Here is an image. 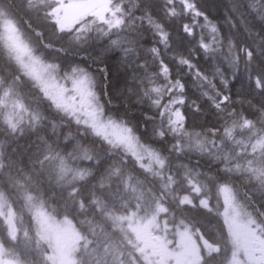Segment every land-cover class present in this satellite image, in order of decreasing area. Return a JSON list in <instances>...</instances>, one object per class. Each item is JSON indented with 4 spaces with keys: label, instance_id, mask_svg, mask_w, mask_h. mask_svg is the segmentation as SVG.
<instances>
[{
    "label": "snow or ice",
    "instance_id": "snow-or-ice-1",
    "mask_svg": "<svg viewBox=\"0 0 264 264\" xmlns=\"http://www.w3.org/2000/svg\"><path fill=\"white\" fill-rule=\"evenodd\" d=\"M79 7L72 26L59 29L71 39L56 51L61 95L78 101L82 115L121 133L161 169H175L189 187L212 179L213 168L216 178L231 171L222 153L229 143L240 155L249 147L264 153V0H81ZM30 134L39 143L50 138L44 121ZM255 195L264 200V190Z\"/></svg>",
    "mask_w": 264,
    "mask_h": 264
},
{
    "label": "trees",
    "instance_id": "trees-1",
    "mask_svg": "<svg viewBox=\"0 0 264 264\" xmlns=\"http://www.w3.org/2000/svg\"><path fill=\"white\" fill-rule=\"evenodd\" d=\"M44 1L45 8L38 9L37 6L31 8L32 0H0V17L5 18L11 13L19 26H24L33 33L40 48L54 51L53 48L59 49L70 40L71 34L65 33L61 36L52 15L48 13L52 4L50 0ZM54 57L58 59V55ZM16 87L19 91L18 98H14L12 94L13 88ZM239 88L240 85L237 84L233 91ZM11 97L26 115L35 116V120L31 118L20 120L16 124L15 133L11 129L10 119L17 108L14 107L16 104ZM49 101L29 79L19 63L12 62L9 51L5 50L0 38V192L7 195L19 217L17 241L15 243L9 241L16 254L12 256L17 257V246L21 243L20 235L31 234L36 227V217L35 214L34 218L33 214L31 215L29 203L35 208L42 206L36 194L43 189L46 198L67 209L69 218L80 233L82 241L87 242L80 243L87 247L79 249L75 264H112L108 256L97 262L91 255V249L98 242H111L114 245L120 260L113 264H148V261L142 260L135 250L134 236L132 237L127 229L121 231L116 229L102 215L107 208L116 210L124 206H121L118 200L106 198L110 186L115 190L120 188L119 184L115 181L110 186L102 184L106 183L107 168L112 163L120 161L121 156L115 152L113 146L105 145L103 139L92 133L89 127L74 122L69 113L57 111ZM41 121L46 122L50 133V138L44 143L36 142V138L30 134ZM21 132L23 139H17ZM243 136H248L247 131ZM29 141H33V145L27 152L17 148V143L27 144ZM240 152L241 149H234L231 143L222 148V153L230 157L227 166L231 171L228 174H219L218 178L216 168L208 173L213 177L206 180L212 192L208 194L211 199L210 205L221 206V186L224 184L230 186L233 188L235 198L243 201L246 210L264 230V200L255 195L257 189L264 190V172L259 178L253 179L241 166L243 164L241 159H253L260 151L257 150L253 154L249 147L246 154L240 155ZM66 155L78 160L80 175L72 180L67 177L66 180H69L67 182H57L58 163L60 158L65 159ZM238 155L241 159L236 157ZM196 159L194 155L193 162ZM25 180L28 182L25 183ZM26 193H32L33 198L28 200L24 197ZM185 215L189 218L190 215L193 216V221L201 230V234L209 245L216 248H211V252L203 256L201 264H224V250L227 247L229 233L219 214L217 215L213 208L205 211L197 208ZM3 232L4 227L0 225V233ZM0 238L2 239V235ZM94 251L97 255V251ZM37 253L38 248L35 246V254Z\"/></svg>",
    "mask_w": 264,
    "mask_h": 264
},
{
    "label": "rangeland",
    "instance_id": "rangeland-1",
    "mask_svg": "<svg viewBox=\"0 0 264 264\" xmlns=\"http://www.w3.org/2000/svg\"><path fill=\"white\" fill-rule=\"evenodd\" d=\"M50 2L52 6L48 13L52 15L58 29L71 27L80 14L81 0H50ZM45 3L44 0H32L31 8L33 6H37L38 9L45 8ZM0 38L5 50L9 51L12 62L19 63L44 97L49 100L54 99L61 104L65 102L71 104L67 113H71L69 115L72 116L74 122L89 127L92 133L103 139L102 142L105 145L120 146L121 155H129L137 167L141 166L150 171L158 180V188L171 192L179 203L187 198V192H189L195 195L204 211L213 208L216 214H219L229 233L227 248L224 250V253L226 252L224 264H250V260L254 258L264 261V230L246 210L243 201L232 198L233 194L228 188L222 189L221 206L215 204L210 206L207 195L212 192L204 179L199 182L202 185L200 192L195 190L196 186L189 187L183 181L181 182L183 191L176 192V185L179 181L176 182L175 175L161 169L154 161L147 158L142 149L130 144L118 131L105 127L102 121L82 115L79 111L78 101L67 100L66 96L61 95L63 72L59 60L54 57L58 55L55 48H53L54 51L40 48L33 33L24 26H19L11 13L5 18L0 17ZM18 93L17 87L13 88L14 98H18ZM14 103L17 111L11 116L10 124H17L20 120L28 118L35 120L33 114L26 115L25 111L20 110V105L15 100ZM60 111L65 113L63 109ZM77 117H79L78 121ZM236 157L241 159L240 155ZM241 162L243 170L253 179L259 178L264 172V153L261 151L253 159H241ZM123 168L122 165L119 168L112 163L105 173L106 183H102L110 186L115 181L120 185V188L115 189L117 192L110 186L109 192H106V198L118 200L121 206L124 205L123 210L107 208L102 213L103 217L114 223L120 230L129 228L136 240L133 242V246L135 250L139 251L142 260L148 261L149 254L150 257H153L154 264H199L202 258L200 250L203 252L204 250L201 249V245L195 239L190 228L183 226L185 221L177 218L171 223L173 216L166 214V209L154 197L152 191L150 189H147V192L143 190L146 188L145 181L137 177L134 180L131 179L134 176L127 175ZM78 175H80V170L75 157L66 155L65 159L60 158L57 182H65L67 177L72 180ZM6 196L0 192V218L5 219L10 232L14 234L18 229L16 230L15 227V217L11 207L8 206L5 211ZM24 197L31 200L33 194L26 193ZM36 197L46 208L42 206L35 208L33 204L29 203L31 213L36 216L34 231L28 235L25 233L20 235L21 243L17 246L16 258L12 256L16 254L11 242L2 241L0 243V264H75V257L79 251L77 245L81 236L74 228L67 209L46 198L43 189L37 192ZM163 204L170 207H168L169 212L180 216L178 209L169 201L164 199ZM16 241L17 239H14L12 243ZM81 242L84 241L81 240ZM83 244L80 246L81 248L84 247ZM35 246L38 248L37 254H35ZM256 249H258V253H256ZM94 250L97 251V255ZM91 255L96 258L97 262L106 256L109 257L112 264L120 260L118 252L111 242L96 243L91 249Z\"/></svg>",
    "mask_w": 264,
    "mask_h": 264
},
{
    "label": "water",
    "instance_id": "water-1",
    "mask_svg": "<svg viewBox=\"0 0 264 264\" xmlns=\"http://www.w3.org/2000/svg\"><path fill=\"white\" fill-rule=\"evenodd\" d=\"M204 243H206V241L203 239Z\"/></svg>",
    "mask_w": 264,
    "mask_h": 264
}]
</instances>
